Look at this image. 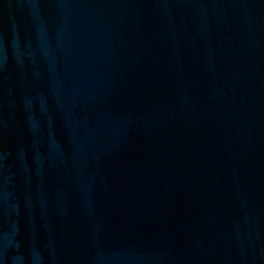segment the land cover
<instances>
[{
	"label": "water",
	"instance_id": "water-1",
	"mask_svg": "<svg viewBox=\"0 0 264 264\" xmlns=\"http://www.w3.org/2000/svg\"><path fill=\"white\" fill-rule=\"evenodd\" d=\"M0 264H264V0H0Z\"/></svg>",
	"mask_w": 264,
	"mask_h": 264
}]
</instances>
